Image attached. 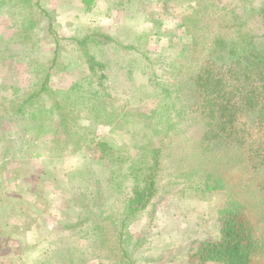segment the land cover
<instances>
[{
	"label": "rangeland",
	"instance_id": "obj_1",
	"mask_svg": "<svg viewBox=\"0 0 264 264\" xmlns=\"http://www.w3.org/2000/svg\"><path fill=\"white\" fill-rule=\"evenodd\" d=\"M263 1L0 0V264H191L229 201L264 242L239 149L183 109L205 45L236 22L261 33ZM241 119L264 147L256 114ZM154 150L157 192L120 242L129 173Z\"/></svg>",
	"mask_w": 264,
	"mask_h": 264
},
{
	"label": "trees",
	"instance_id": "obj_2",
	"mask_svg": "<svg viewBox=\"0 0 264 264\" xmlns=\"http://www.w3.org/2000/svg\"><path fill=\"white\" fill-rule=\"evenodd\" d=\"M252 11L260 18L263 31L254 33L245 28V23L236 22L228 25L226 34H217L211 45H205L204 59L193 78L194 100L183 109H193L203 115L205 141L215 139L224 141L229 147L237 146L247 185L254 182L264 199V147L261 143L257 147L251 143L253 130L241 119L244 114L255 113L254 123L264 130V1L252 7ZM100 36L105 35L91 33L80 41H97ZM91 68L93 71L94 67ZM33 96L24 102H29ZM185 111L182 110L183 113ZM151 154L150 162H144L145 167L136 166L129 173L134 184L123 201L121 222L114 221L120 242L124 234L122 229L147 207L157 192L158 151ZM228 155L230 158L227 160L231 164L235 157L231 153ZM215 187L222 186L218 184ZM248 204L237 206L229 201L219 209V237L202 240L190 249L191 264L208 261L253 264L256 255L264 249V242L256 235L244 211Z\"/></svg>",
	"mask_w": 264,
	"mask_h": 264
},
{
	"label": "crops",
	"instance_id": "obj_3",
	"mask_svg": "<svg viewBox=\"0 0 264 264\" xmlns=\"http://www.w3.org/2000/svg\"><path fill=\"white\" fill-rule=\"evenodd\" d=\"M184 264H188L187 261Z\"/></svg>",
	"mask_w": 264,
	"mask_h": 264
}]
</instances>
